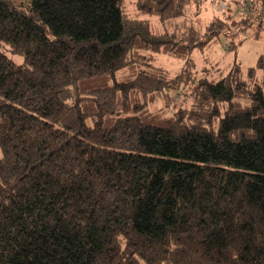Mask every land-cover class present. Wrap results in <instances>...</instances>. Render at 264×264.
<instances>
[{"label": "trees", "instance_id": "trees-1", "mask_svg": "<svg viewBox=\"0 0 264 264\" xmlns=\"http://www.w3.org/2000/svg\"><path fill=\"white\" fill-rule=\"evenodd\" d=\"M199 1L0 0V264H264V54L194 76Z\"/></svg>", "mask_w": 264, "mask_h": 264}, {"label": "rangeland", "instance_id": "rangeland-1", "mask_svg": "<svg viewBox=\"0 0 264 264\" xmlns=\"http://www.w3.org/2000/svg\"><path fill=\"white\" fill-rule=\"evenodd\" d=\"M134 2L135 0H123L125 14L129 17L149 19L154 30L161 28L157 17L140 14ZM199 2V8L193 5L188 9L186 18H199L202 27L222 17H224V23H221L223 28L219 27L215 34L209 35V40L207 39V44L202 49L196 48L192 51L189 61L192 63L194 76L203 75L207 79L215 81L221 78L233 64H238L241 74L245 75L247 68L254 66L258 57L264 54V17L258 31L253 25L245 32H241L237 23L239 17L234 13L240 8L243 0H200ZM29 3L30 0H12L14 6L22 9H26ZM249 3L251 2L249 1ZM228 14L229 18H226ZM231 44H235V46L230 48ZM0 50L14 63L21 64L23 62L22 55L12 53L6 45L1 44ZM155 64L170 73H175L186 66V60L157 55ZM177 95L178 97L176 93L171 95L176 103L182 102L183 106L188 104V97L182 96V90ZM161 105L160 102L159 106Z\"/></svg>", "mask_w": 264, "mask_h": 264}, {"label": "built area", "instance_id": "built-area-1", "mask_svg": "<svg viewBox=\"0 0 264 264\" xmlns=\"http://www.w3.org/2000/svg\"><path fill=\"white\" fill-rule=\"evenodd\" d=\"M249 6H250L249 0H244L242 2V4L240 5V8L235 11V13H234L235 16L240 17V16H243L245 14H248ZM263 17H264V8L261 10V15L259 16V18L261 19Z\"/></svg>", "mask_w": 264, "mask_h": 264}]
</instances>
